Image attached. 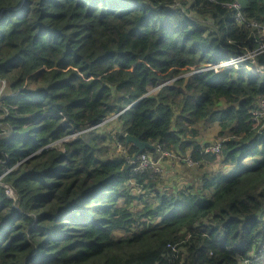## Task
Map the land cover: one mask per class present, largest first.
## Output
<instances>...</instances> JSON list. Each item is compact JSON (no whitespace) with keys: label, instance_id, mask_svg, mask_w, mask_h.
Wrapping results in <instances>:
<instances>
[{"label":"trees","instance_id":"trees-1","mask_svg":"<svg viewBox=\"0 0 264 264\" xmlns=\"http://www.w3.org/2000/svg\"><path fill=\"white\" fill-rule=\"evenodd\" d=\"M251 23L264 0H0V264L259 261L264 54L220 67L264 43ZM126 137L222 168L161 191Z\"/></svg>","mask_w":264,"mask_h":264},{"label":"rangeland","instance_id":"rangeland-1","mask_svg":"<svg viewBox=\"0 0 264 264\" xmlns=\"http://www.w3.org/2000/svg\"><path fill=\"white\" fill-rule=\"evenodd\" d=\"M239 6L240 10L241 7L239 4H234ZM235 20V16L233 17ZM236 22V21H235ZM259 33V32H258ZM260 35H262V33H259ZM220 67H222V65H220ZM3 87L0 90V95L3 92ZM154 92V90H149V94H152ZM219 107H222V104L219 105ZM108 123H113L112 124V128H117L116 123H115V116L114 117H110ZM215 125V124H214ZM263 125V123L261 121H258L256 124H254L253 128H257V127H261ZM106 131H110V130H106ZM214 133L212 131L208 132L207 134L204 135V138L209 140V144L207 146V151H213L216 155H217V151H218V147L213 148V146H221V142H223L221 139H213ZM68 138H66L67 140ZM216 143V144H215ZM53 147H59V144H55L53 145ZM113 148V147H111ZM157 151H162L164 152L159 146L154 147V151L156 153ZM113 153V152H112ZM116 154H119L118 151H116ZM163 155H165V153H162ZM187 155L184 157L186 158ZM216 160V164L212 163V165L216 166L217 168H222L221 167V156L218 155ZM188 159V158H186ZM183 163L181 161H176V160H167V159H163L160 162V166H161V175L159 176L160 181H161V185H159V187L161 188V191H180V190H185V189H194L196 190L195 193H198L199 187L201 186V182L199 181V179H195L196 177H194V174H198V177L201 176V178H204V176L206 174L212 173L213 170L215 169V167L212 169L211 165H205V169L203 170L200 169L199 171L197 170L198 166L196 167H186L188 165H186V161L185 159H182ZM183 164V165H182ZM186 165V166H184ZM164 167V168H163ZM172 173V175H170ZM201 174V175H200ZM197 177V178H198ZM202 180V179H201ZM251 264H264V256L262 258H260L259 261L257 262H251Z\"/></svg>","mask_w":264,"mask_h":264},{"label":"built area","instance_id":"built-area-1","mask_svg":"<svg viewBox=\"0 0 264 264\" xmlns=\"http://www.w3.org/2000/svg\"><path fill=\"white\" fill-rule=\"evenodd\" d=\"M229 9L233 10L235 12V21L236 24H238L239 26L244 25V20L242 15L240 14V8L237 5H231L228 7ZM247 28L250 27L252 29H254V31L259 34L262 33V35L259 34V38L262 39L263 42V38H264V28L259 27L256 24H249V25H245ZM259 32V33H258ZM259 54H264V43L261 44L259 46V48L257 50H255L254 52H249L247 54H245L244 56L238 57V58H234L231 61L225 62L224 64H222V67H237L240 65H243V63H250L252 65L255 64V62L253 61V58L256 55ZM264 120V102L261 101L258 104L257 110L252 112V121L254 122V124H256L258 121H262ZM218 147V151L217 154L219 153V146H213V148ZM162 151H157L156 150V159L153 160L152 158H150L149 156L146 155H142L140 157H137V159H134L132 162V165L135 166V170L137 171H151L153 174H161V166H160V162L164 159V158H169L170 155L168 153H165V155H163ZM205 153H210V154H215L213 151H207V149H205ZM216 155V154H215ZM183 163V160H181ZM186 161V165H188V167H194L195 164L193 162H191L189 159H185ZM8 198H13V194L11 191H8L6 193ZM260 253L264 255V241L263 244H261L260 246ZM172 251L175 250V247L172 246ZM251 258L254 259L255 256L251 255ZM243 264H249V261H244Z\"/></svg>","mask_w":264,"mask_h":264},{"label":"water","instance_id":"water-1","mask_svg":"<svg viewBox=\"0 0 264 264\" xmlns=\"http://www.w3.org/2000/svg\"><path fill=\"white\" fill-rule=\"evenodd\" d=\"M95 128L96 127H94L93 129H95ZM90 130H92V129H90ZM125 140H126V143H130L132 146L137 148L138 149V153H142L145 150H151V151L154 150L153 147L139 142L137 138L126 137Z\"/></svg>","mask_w":264,"mask_h":264},{"label":"crops","instance_id":"crops-1","mask_svg":"<svg viewBox=\"0 0 264 264\" xmlns=\"http://www.w3.org/2000/svg\"><path fill=\"white\" fill-rule=\"evenodd\" d=\"M183 165V164H182ZM207 165H211V167H212V169L214 168V165H212V164H207ZM184 166H186V165H184ZM186 167H188V166H186ZM164 168V167H163ZM205 169V167L203 168V170ZM214 171V170H213ZM226 171H228V169H223V172H226ZM170 175H172V173L170 174ZM201 175V174H200ZM194 177H196L195 179H199V181L201 182V176L200 177H198V174H194ZM198 177V178H197Z\"/></svg>","mask_w":264,"mask_h":264},{"label":"bare ground","instance_id":"bare-ground-1","mask_svg":"<svg viewBox=\"0 0 264 264\" xmlns=\"http://www.w3.org/2000/svg\"><path fill=\"white\" fill-rule=\"evenodd\" d=\"M232 60V59H231ZM231 60H229V61H231ZM228 62V61H227Z\"/></svg>","mask_w":264,"mask_h":264},{"label":"clouds","instance_id":"clouds-1","mask_svg":"<svg viewBox=\"0 0 264 264\" xmlns=\"http://www.w3.org/2000/svg\"><path fill=\"white\" fill-rule=\"evenodd\" d=\"M195 167V166H194Z\"/></svg>","mask_w":264,"mask_h":264}]
</instances>
